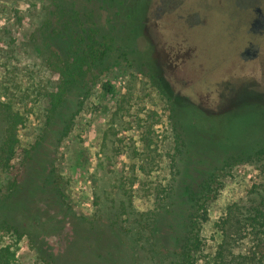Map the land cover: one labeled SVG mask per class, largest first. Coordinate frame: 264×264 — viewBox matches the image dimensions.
<instances>
[{"label":"rangeland","instance_id":"obj_1","mask_svg":"<svg viewBox=\"0 0 264 264\" xmlns=\"http://www.w3.org/2000/svg\"><path fill=\"white\" fill-rule=\"evenodd\" d=\"M50 2L0 0V98L5 96L14 109L28 113L17 135L23 147L35 148L14 200L18 209L14 211L13 204L7 212L23 223L29 220L37 246L71 258L75 223L86 226L94 221L108 227L122 200L128 214L119 218L121 221L145 220V214L156 211L155 193L168 188L174 178L173 206L169 214L162 211L158 218L163 251L172 249L173 235L182 231L183 222L184 198L179 183L188 172L199 177L195 172L204 153L201 141L235 144L263 134L264 0H148L143 27L134 24L136 34L141 31L142 37L134 42L141 52L137 58L147 59L143 70L153 69L155 81L120 63L102 78L110 82L112 92L104 94L95 88L71 133L60 141L59 122L46 132L43 125V95L57 76L42 66L32 41ZM256 8L261 17L255 28ZM176 45L180 51L175 58L168 48ZM163 49L169 53L174 73L163 69ZM245 50L248 56L242 55ZM163 78L170 79L167 87L175 85V93L209 111L191 114L186 101L180 104L184 113L191 114H185L182 124L189 129L195 126L199 136L192 139V133L188 138L195 142L193 147L186 145L182 151L183 160L192 161L186 173L180 155L179 173L172 167L167 107L157 87L158 82L163 87ZM230 167L220 177L221 186L209 207L203 227L205 259L198 264H206L214 254L220 241L214 226L227 208L253 199L251 192L264 189V160H239ZM53 176H58L65 190L63 205L55 204L49 189L43 188ZM2 181L4 176H0ZM18 248L15 264H51L37 257L26 238ZM132 250L129 264H160L161 257L152 259L135 247Z\"/></svg>","mask_w":264,"mask_h":264},{"label":"trees","instance_id":"obj_2","mask_svg":"<svg viewBox=\"0 0 264 264\" xmlns=\"http://www.w3.org/2000/svg\"><path fill=\"white\" fill-rule=\"evenodd\" d=\"M147 4L148 0H51L44 9L42 22L32 35L42 66L57 76L56 82L43 95L44 132L59 122V141L67 137L94 89L100 88L104 94L112 92L110 82H103L102 78L120 63L155 81L153 69L143 70L147 59L137 58L141 52L134 42L142 37L141 31L138 33L137 30L136 34L134 24L143 27ZM157 87L167 107L172 167L179 173L177 157L180 155L181 162L185 160L186 173L192 161L186 157L183 160L182 151L187 146L192 148L195 142L191 140L199 136L195 126L189 129L182 124L185 114H189L184 113L185 109L180 105L184 104L183 100L171 96L159 82ZM187 105L193 110L191 114L204 115L192 103ZM27 114L14 109L5 96L0 98V176H4L0 183V212L3 211L0 213V264H15L19 243L25 238L37 257L51 264H69V261L71 264H129L133 247L152 259L161 257L160 264H198L205 259L207 240L203 236V227L208 220L210 204L221 186L220 177L239 160H264V131L256 139L243 143L221 141L208 143L213 144L209 147L201 141L204 153L199 158L200 169L195 172L199 177L188 172L179 183L178 190L184 198L183 222L182 231L173 235L172 249L163 251L164 242L159 232L162 222L158 218L162 211L169 214L168 210L173 206L174 178L168 188L155 193L156 211L145 214V220L133 223L128 218L121 221L119 218L128 214L122 200L112 212L110 226L100 225L107 234L94 221L87 222L86 226L75 223L76 227L71 229L75 246L69 258L37 246L35 229L29 220L23 223L14 213L7 212L13 204L14 211L18 209L19 203L14 200L34 155L35 148L23 147L17 135L18 128L27 120ZM192 133L194 136L189 139ZM228 144L235 147H222ZM215 162L217 166H213ZM53 177L51 182L47 179L49 184L43 188L49 189L55 204L63 205L65 190L60 186L58 176ZM251 193L253 199L241 205L231 204L224 217L215 223L220 241L206 264H264V189ZM122 223L127 225L124 227Z\"/></svg>","mask_w":264,"mask_h":264},{"label":"flooded vegetation","instance_id":"obj_3","mask_svg":"<svg viewBox=\"0 0 264 264\" xmlns=\"http://www.w3.org/2000/svg\"><path fill=\"white\" fill-rule=\"evenodd\" d=\"M254 12L256 13V18H255V20H254V27L256 28L257 27V25H258V20H259V18L261 17V13H260V11H259V9L258 8H256L255 10H254ZM176 47L177 48H175V47H170L169 46V52H170V54L171 55H173L172 53L174 52V57H175V53H176V51H180V47L178 46V45H176ZM166 51L163 49V53H164V60H165V62L163 63V69L166 71V72H172V73H174V71H175V68H174V66H173V64H169L168 63V58H169V53L167 54V52L165 53ZM171 55H170V57H171ZM242 55H244V56H248L249 54H248V51L247 50H245L244 51V53L242 54ZM176 58V57H175ZM163 70V74H166L165 73V71ZM164 76V75H163ZM167 79V78H166ZM170 81V79L168 78L166 81L164 80V78H163V85H164V87H165V90L171 95V96H173V97H176V98H178L179 100H183V101H186L188 104L190 103V101L187 99V98H184L182 95H180L179 93H175L174 92V86L172 85H170V87H167L168 86V84H166V82H169ZM182 83V82H181ZM167 85V86H166ZM219 99H221V97H219ZM221 100H224V98L223 99H221ZM196 107H197V109H199L201 112H204V113H208L209 111H207V110H205V109H203L201 106H197L196 105Z\"/></svg>","mask_w":264,"mask_h":264}]
</instances>
